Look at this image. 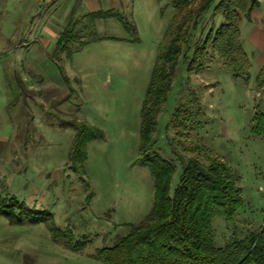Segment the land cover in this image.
<instances>
[{
	"label": "rangeland",
	"instance_id": "374dc122",
	"mask_svg": "<svg viewBox=\"0 0 264 264\" xmlns=\"http://www.w3.org/2000/svg\"><path fill=\"white\" fill-rule=\"evenodd\" d=\"M74 1L70 22H47L54 36L49 31L44 44L39 27L44 15L53 12L49 4L0 0V185L9 197L52 215L56 228L85 246L72 252L54 243L44 224L15 227L0 217V264H101L92 258L95 250L111 247L116 237L126 235L128 224L151 212L153 180L139 163L140 111L174 9L157 0H114L113 8L111 0ZM219 1H213L189 40L186 60L183 52L178 57L148 154L174 166L170 196L182 162L197 158L187 151L194 145L208 148L237 174L242 203L235 218L228 222L216 216L211 225L214 245L223 247L264 226V137L251 132L264 99L259 101L253 89L261 67L254 58L247 83L234 79L209 45L202 66L186 71L195 45L223 23L221 15H212ZM55 5L60 7L56 18L69 0ZM107 10L133 22L135 33L115 19L86 17ZM259 26L263 33L264 22ZM246 28L250 21L240 24L242 47L249 59L251 53L257 58L261 53L246 38ZM70 32L78 38L69 45L70 58L60 49L56 60L50 59L55 39ZM79 42L87 43L75 51ZM261 51L264 56V46ZM178 107L189 120L173 118ZM58 114L103 134L86 145L83 174L69 167L74 131L63 127Z\"/></svg>",
	"mask_w": 264,
	"mask_h": 264
},
{
	"label": "trees",
	"instance_id": "16d2710c",
	"mask_svg": "<svg viewBox=\"0 0 264 264\" xmlns=\"http://www.w3.org/2000/svg\"><path fill=\"white\" fill-rule=\"evenodd\" d=\"M157 1L170 3L174 15L163 33L140 111L139 163L149 170L153 180L151 212L141 222L128 224L126 235L116 237L111 247L95 250L92 257L101 264H264V226L250 231L244 239L231 240L223 247L214 245L213 219L219 216L232 221L242 203L237 186L238 176L231 167L205 146L188 147L187 151L195 153L197 158L182 162L178 185L170 196L174 166L159 155L148 154L156 115L166 101L178 57L183 52L186 60L189 40L214 0ZM256 6L257 0H220L213 8L212 15H221L223 23L216 30H210L201 45H195L191 57L186 61L187 73L195 72L202 66L209 45L232 77L247 83L250 61L241 44L240 24L250 20ZM86 17L90 20L115 19L122 27L135 33L133 22H125L114 10L89 13ZM71 33L58 36L50 59L56 60L60 49L70 58L73 50L69 45L78 39ZM99 39L93 38L94 41ZM86 43L79 42L75 51ZM261 76L264 78V68L258 78ZM62 77L68 85V79ZM57 116L63 127L74 131L68 153L69 167L83 174L86 145L103 134L88 123L66 121L64 116L62 119L60 114ZM174 117L189 120L191 116L184 108L178 107ZM251 132L264 137V111L254 114ZM1 188L0 185V217L5 218L11 226L44 224L54 243L62 244L72 252L83 249L85 242L75 240L67 230L56 228L52 215L9 197ZM91 198L92 194H89L86 201L89 202Z\"/></svg>",
	"mask_w": 264,
	"mask_h": 264
},
{
	"label": "crops",
	"instance_id": "0c3cea01",
	"mask_svg": "<svg viewBox=\"0 0 264 264\" xmlns=\"http://www.w3.org/2000/svg\"><path fill=\"white\" fill-rule=\"evenodd\" d=\"M55 1L56 0H43V3L49 4V9H52V11L54 12V13L51 12L47 15H44V17L40 21L41 24H40L39 28L40 29L42 28L41 30H43V32H44V36H42L41 40H42V43H44V44L49 43L48 39H47V35H48L50 29H49L47 22H58V23L59 22H68L72 18V17L68 18V16H70L69 13L74 10L75 1L69 0V5L65 7V9H64L65 11L63 10L64 14L63 15L60 14L59 16L57 15L56 18H55V11H58L60 7H58V8L55 7V6H57V5H55ZM113 2H114V0H111L110 6L112 8L114 7ZM118 2H120V0ZM90 3H89L90 4L89 6H91V5L94 6L93 2H90ZM91 8H92L91 9V11H92L94 9V7H91ZM90 13H94V12H90ZM244 21L246 22L247 20H244ZM244 21H242V22H244ZM249 21H250V29L246 28V31H247L246 38L248 40H250V43L253 44V46H255L261 53V55L258 56L257 58L252 53L250 55V59L247 56L249 61L254 58L261 65V67L258 71V74L255 76V78L253 80V83H254L253 89L256 92V98H258V100L260 101L261 99H264V97H262L264 94V82L261 83L262 81H260L258 78L261 69L264 68V56H263V52L261 51L263 49V46H264V32L262 33L260 31V30H263V26H259V25H261L262 22H264V0H257V6L252 10V12L250 14V20ZM251 22H255L256 24H251ZM57 27H59V25L54 26V28H57ZM49 35L54 36L52 31H50ZM260 36H263V39H261ZM240 38H241V30H240ZM55 42H56V39L54 41V45H55ZM31 43H34V42H27V45H29ZM21 45H23V43H21ZM250 70H251V62H250ZM263 81H264V78H263ZM258 84H261V87L259 90H258Z\"/></svg>",
	"mask_w": 264,
	"mask_h": 264
}]
</instances>
